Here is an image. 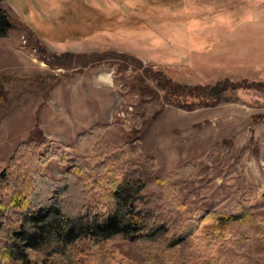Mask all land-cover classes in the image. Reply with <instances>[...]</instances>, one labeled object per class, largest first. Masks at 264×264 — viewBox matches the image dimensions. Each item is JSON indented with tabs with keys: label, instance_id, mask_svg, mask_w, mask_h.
I'll list each match as a JSON object with an SVG mask.
<instances>
[{
	"label": "rangeland",
	"instance_id": "374dc122",
	"mask_svg": "<svg viewBox=\"0 0 264 264\" xmlns=\"http://www.w3.org/2000/svg\"><path fill=\"white\" fill-rule=\"evenodd\" d=\"M2 8L12 26L0 42V159L38 134L86 163L91 154L76 135L121 121L128 110L143 125L122 136L141 140L156 176L196 166L179 190L190 211H228L232 199L254 197L253 213L264 219V0H4ZM39 47L54 61L66 54L70 64H46ZM103 49L132 54L141 68L112 60L82 66L73 58ZM172 84L182 91L170 95ZM46 169L54 178L64 174L55 161ZM100 199L91 192V202ZM231 242L222 237L216 249L245 264ZM115 246L146 264L139 245ZM153 258L198 263L191 250ZM215 259L226 262L218 253Z\"/></svg>",
	"mask_w": 264,
	"mask_h": 264
},
{
	"label": "trees",
	"instance_id": "16d2710c",
	"mask_svg": "<svg viewBox=\"0 0 264 264\" xmlns=\"http://www.w3.org/2000/svg\"><path fill=\"white\" fill-rule=\"evenodd\" d=\"M3 1L0 42L12 26ZM38 49L50 66L70 64L66 54L55 55L54 61ZM73 58L82 66L112 60L141 68L134 55L111 49ZM146 72L158 78L157 71ZM177 85L166 91H182ZM142 125L140 113L126 110L121 121L76 135L75 144L91 154L86 163L70 146L38 134L16 144L7 160L0 159V264H136L115 246L118 241L139 245L146 264H157L154 254L180 257L188 250L198 255L194 264H231L227 250L216 249L222 237L231 238L238 260L264 264V219L253 213L254 197L232 199L228 211H190L179 190L196 177V166L187 162L156 176V162L141 140L122 136ZM51 161L64 167L62 176L47 172ZM93 191L100 193L99 201H90ZM215 253L226 262L219 263Z\"/></svg>",
	"mask_w": 264,
	"mask_h": 264
},
{
	"label": "water",
	"instance_id": "95a60500",
	"mask_svg": "<svg viewBox=\"0 0 264 264\" xmlns=\"http://www.w3.org/2000/svg\"><path fill=\"white\" fill-rule=\"evenodd\" d=\"M262 197H264V189H263V192H262Z\"/></svg>",
	"mask_w": 264,
	"mask_h": 264
}]
</instances>
